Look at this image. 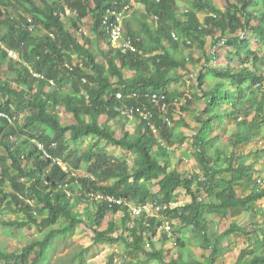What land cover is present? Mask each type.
<instances>
[{
	"label": "trees",
	"instance_id": "16d2710c",
	"mask_svg": "<svg viewBox=\"0 0 264 264\" xmlns=\"http://www.w3.org/2000/svg\"><path fill=\"white\" fill-rule=\"evenodd\" d=\"M183 1L188 5L185 11L177 0H0V114L5 115L0 116V212L15 211L24 216L22 220L3 222L4 226L43 228L42 238L20 252L0 250V263L51 264L47 253L55 239L71 235L82 223L93 233L92 247L120 243L126 250L144 256V264H219L224 239L231 234L246 235L234 224L221 233L217 227L233 209L258 214L251 206L264 201V183L251 175L255 173L254 163L247 165L241 155L236 167L229 163L219 169L216 166L222 158L226 160V149L218 146L211 156L199 147L209 143L201 134L212 132L226 117H234L236 127L246 126L233 148L251 138L253 128L264 123V95L250 123L237 120L244 106L242 86L262 80L264 54L257 56L243 35L249 31L264 43V0H251L257 7L248 15L243 10L246 0H222L224 10L212 0ZM134 3L144 10L135 9ZM10 11L30 21L23 25ZM198 13L204 14L203 20ZM116 16L122 19L132 51L122 53L109 41L107 27L116 23ZM85 21L88 34L78 30ZM31 24L43 32V37L35 36L34 29H29ZM229 28L233 32L226 36ZM76 33H80V39ZM209 36L212 47L225 38L229 52L243 67L238 72L229 67H203L218 81L209 86L201 71L196 77L198 94L192 90L187 97L174 92L173 86L182 80L179 71L188 72L187 55L203 50ZM97 50L102 62L95 56ZM37 55L42 59L35 66ZM215 57L208 54L205 63ZM225 80H231L236 88L234 101ZM152 93L165 95L166 114L150 102L147 95ZM198 95L207 98L203 111L207 117H194L200 128L191 142L199 171L189 177L184 163H174L160 142L173 149L188 138L179 128L188 129L183 113ZM122 106L134 109L131 117L137 125L133 131L125 130L130 116L121 113L118 108ZM209 108L215 113L209 115ZM221 108L222 114L218 111ZM60 110L67 114V120H62ZM138 111H148L151 117L144 118ZM177 112L181 116L174 128L168 122L171 124ZM109 122L121 130L119 134ZM85 137L130 152L133 165L109 155L80 152ZM68 143L77 146L73 162L65 158ZM81 170L82 176H71ZM222 173L232 175L224 181L225 188L213 192L215 180ZM247 178L250 190L240 197L236 184L240 180L247 183ZM153 182H157L154 202L161 214L131 215L129 205L149 199ZM178 189L190 197V202L173 204ZM203 196L215 200L203 202ZM119 212V224L112 221L103 225L106 217ZM53 219L64 221L60 230L49 225ZM182 229L188 231V237L182 236ZM146 236L151 238V251L145 248ZM196 237L200 238L197 246L210 251L205 261L188 247ZM263 247L264 231L254 250ZM255 251L251 255L241 251L232 264H264V252ZM82 256L77 254L79 264Z\"/></svg>",
	"mask_w": 264,
	"mask_h": 264
},
{
	"label": "rangeland",
	"instance_id": "374dc122",
	"mask_svg": "<svg viewBox=\"0 0 264 264\" xmlns=\"http://www.w3.org/2000/svg\"><path fill=\"white\" fill-rule=\"evenodd\" d=\"M178 5L182 10H186L188 5L183 0H177ZM247 3H245L243 10L248 15L251 13L252 9H255L257 7V4L252 2L251 0H246ZM213 5L220 8L221 10L225 9V3L222 0H212ZM134 8L138 9L140 11H143L144 8L137 3H134ZM11 12V11H10ZM11 16H17V18L20 20L21 24H26L29 22V18L25 15H22L20 13H12ZM199 19L203 20L204 14L198 13ZM254 25V24H253ZM29 29H34L35 36L43 37V32H40L38 27L36 25H30ZM80 32L84 31L85 33H89V24L85 21L82 27H79L78 29ZM233 32L231 28L227 30L226 36L230 35ZM76 38L80 39V33H76ZM244 38H247L251 42V49L253 52L257 54V56L261 57L264 54V43L259 40L258 37H256L253 33L247 32L245 35H243ZM212 37H207V44L203 50H194L192 55H187L189 58L188 63V72H185L183 70L179 71V75L182 76V80L180 82L173 86L172 90L174 92H180L187 97L192 95V90L197 91V83H196V77L199 72L205 73V80L206 83L209 86H212L216 81H218L217 78L213 77L210 73H207L203 70V67H210V68H217V69H226L229 67L234 72H238L243 65L236 60L231 53L229 52V48L226 46L225 38H223L217 46L212 47ZM145 42L147 43L146 39ZM105 47L102 46V49ZM208 54H215L216 57L213 61H210L208 64L205 63V57L208 56ZM10 56L15 58L16 56L12 53H9ZM95 56L98 58L100 62H102L101 56L99 51L97 50L95 53ZM41 56L37 55V60L35 63V66H38L41 61ZM72 59H76L75 55L72 56ZM253 62V59L250 60ZM263 71V70H262ZM225 87L228 89V91L232 94V101L236 99L238 96V93L236 92V88L231 85V80H225ZM242 86V85H241ZM244 92H243V103L244 106H242V113H240L237 116L238 121L246 120L248 123L251 122L253 116L255 115L256 110V104L259 103L264 95V87L256 88L254 84L247 82L243 86ZM206 101L207 98L202 97L198 95L196 99L192 101V104L189 105L187 111L183 113V117L186 119L189 127L186 128H179V132H185L188 134V138L179 146L173 149H170L167 156L171 157L174 161V163H184V172L191 177L194 173H198V163L196 161V158L194 156L196 148L191 142V137L193 134L197 133L200 126L197 125V123L194 120L195 116H199V119L203 120L207 117L203 113L204 109L206 108ZM252 103V106H251ZM183 105L186 106V103L183 101ZM222 108L218 111L222 114ZM228 110L231 112L232 110L228 108ZM215 113L214 109L209 108V115H212ZM61 118L62 120H67L68 116L65 114L63 110H60ZM181 114L178 112L174 115L173 120L171 121V127L174 128L176 126V122L179 121ZM234 117H226L223 119V121H220V126H217L214 128L212 132L209 133H202L201 136H205L209 139V143L207 145H201L199 147V151H201L203 154H209L211 156H214V150L216 147L220 146L222 149H226V160L225 158H222V161H220L216 167L219 169H224L227 164H232L233 166L238 165V159L241 158V155H243L245 163L247 165L254 163V171L255 173H252L251 175L259 178L261 180V184L264 183V123L258 124L255 128H253V131L251 132L252 137H248L249 139L233 148V142L237 139H240L246 131V126L236 127L233 123ZM104 119L102 118L101 121ZM22 123V122H21ZM114 122H109L110 125L113 126V131H116V134L120 133V129L116 128V125L113 124ZM259 123V121H258ZM137 122L136 119L130 118L126 122L125 130L126 131H133L136 128ZM81 148L80 152H88L91 151L93 153H96L97 156H105L109 155L115 159L125 161L128 165H133V159L134 156L121 148L111 146L109 144H106L101 139L92 138V137H85L81 139ZM220 144V145H218ZM68 149L65 152V158L68 162L74 161L73 154L77 153V146L76 144H67ZM262 154V155H261ZM175 157V158H174ZM255 161V162H254ZM64 170L67 169L64 163H60ZM84 174V171L81 170L80 172H72L71 176L73 178L82 176ZM1 175V170H0ZM232 174L229 173H222L220 174L214 183L213 192L219 191L220 189L225 188L224 181L226 179H229ZM263 180H262V179ZM246 182H243L240 180L238 183V186H236V189L238 191L239 196H243L245 194H248L249 192V178L246 179ZM197 185V184H195ZM196 186H194L195 188ZM150 190L152 193V196L147 199L145 202L140 203L139 205L133 204L129 205V210L131 212V215L134 211H141L146 212L148 215H160V211L156 210L155 206V198L158 195V187L157 182H153L150 185ZM175 202L176 204H182V203H188L190 202V197L185 194V192L181 189H178L175 194ZM203 202L207 201H214L215 198L205 196ZM252 209L254 212L258 213L257 215L252 212H243L242 210H232V219L228 220L222 219L219 221L217 230L219 233L224 232L228 230L230 225H233L235 228H243L246 232L245 235H239V234H231V236H227L226 238V244H229V247H233V249L229 251H225V254H223L221 257H218V261L222 264H226L227 261H233L237 258V256L240 254V250L237 249L239 244H242L244 241L243 237H246V239H250L251 241H254V239L261 240L262 233L264 231V201H259L252 204ZM122 214L119 212L117 214L108 216L103 221L104 223L107 222H116L117 224L120 223V217ZM212 218V217H210ZM24 219L23 214L15 211H4L0 212V250L2 251H11L13 249L16 250V252H20L24 247L30 245L33 241L36 239L40 240L43 236V228L36 227V226H22V225H15V226H4L3 222H11L16 220H22ZM64 221L61 219H53L49 223L54 229L60 230L62 228ZM163 226V225H162ZM165 226H167L165 224ZM164 227V226H163ZM120 229V228H119ZM252 229V230H251ZM256 232V237H254V232ZM118 233H120L118 231ZM116 233V234H118ZM115 234V235H116ZM125 234H127L125 232ZM182 236L188 237V231L186 229L181 230ZM179 236V235H176ZM62 237V236H57ZM64 238H56L54 242L53 249L47 253V255L50 258L51 264H79L77 254L81 253L82 256V264H144V256L135 253L131 250H126L123 248V246L120 243H116L113 246L109 245H101V246H91L92 245V239H93V233L91 232V229L89 226H87L85 223L80 224L78 227L75 228L73 233L71 235H65ZM229 237H232L229 238ZM150 236H146L145 238V248L148 251H151L152 246L150 245ZM200 238H194L189 242V248L193 251L194 255L196 254L197 257L201 261H205L209 258L210 251L209 250H200L197 246ZM233 240V241H232ZM242 246V245H241ZM251 247V246H250ZM237 249V250H236ZM248 252V251H247ZM249 255V254H248ZM33 257V256H32ZM74 258V259H73ZM73 259V260H72ZM229 263V262H228ZM5 264V263H0Z\"/></svg>",
	"mask_w": 264,
	"mask_h": 264
},
{
	"label": "built area",
	"instance_id": "2783aa9c",
	"mask_svg": "<svg viewBox=\"0 0 264 264\" xmlns=\"http://www.w3.org/2000/svg\"><path fill=\"white\" fill-rule=\"evenodd\" d=\"M108 13L110 14H114L113 11H109ZM120 18L117 17V20H118V23H115V24H109V27H107V30L109 31V41L110 43L112 44L113 47H116L118 49H120V51L122 53H125L127 50H133V46L131 44V41L129 38H127L125 35H124V32L122 30V27H121V23H120ZM106 22V21H105ZM256 88H259V87H264V70L262 72V80L261 82L257 83L255 85ZM147 97L149 98L150 102L157 106L160 111L163 113V114H166L167 113V101H166V97L165 95H160V94H157V93H152V94H149L147 95ZM117 98L122 100V96L120 94L117 95ZM183 104V102L181 101V105ZM123 107V108H122ZM122 107H119L118 109L121 111V113L123 115H128L132 116V113L134 111L133 108H130L128 106H122ZM140 116H143L144 118H150L151 115H150V112L146 111V112H140ZM1 117H5V115L3 114H0ZM169 125H170V122H168ZM151 128L153 129L154 126H151ZM160 145L162 147H164L165 149L167 150H170L172 148L170 147H167L164 143L160 142ZM40 149H42V147L40 146ZM261 183V182H260ZM110 202H113V203H116V201H114L113 199H109ZM156 210L157 211H160V207H156ZM141 211H134L133 214L135 215H138L140 214ZM166 230L169 231L170 230V227L167 225L166 227Z\"/></svg>",
	"mask_w": 264,
	"mask_h": 264
},
{
	"label": "crops",
	"instance_id": "0c3cea01",
	"mask_svg": "<svg viewBox=\"0 0 264 264\" xmlns=\"http://www.w3.org/2000/svg\"><path fill=\"white\" fill-rule=\"evenodd\" d=\"M236 186H238V183L236 184ZM237 190V189H236ZM237 193H238V191H237ZM239 196V195H238ZM244 196V195H243ZM243 196H240V197H243ZM251 208H253L252 206H251ZM233 210H239V209H233ZM244 212V211H243ZM247 213V212H246ZM228 220H231L232 219V210L230 211V214L228 215ZM234 224V223H233ZM238 234V233H237ZM240 235V234H239ZM243 235V234H242ZM231 236V235H230ZM246 236V235H245ZM196 238H199V237H196ZM227 238V237H226ZM226 238L224 239V241H223V243H222V247H223V249H224V252H223V254H225V251L227 250V251H229V250H231V249H233V247H229V244L228 245H225L226 243ZM229 238H231L232 239V237H229ZM244 238V241L242 242V244H239L238 245V248L237 249H239L240 250V253H241V251H245L246 250V253H247V255L249 254V255H251L252 253H254V248H255V242L256 241H258V239H254V241H251L250 239L248 240V239H246V237H243ZM192 239H194V238H192ZM191 239V240H192ZM262 239V238H261ZM233 241V240H232ZM242 245V246H241ZM251 246V247H250ZM200 249V248H199ZM236 249V250H237ZM200 250H202V249H200ZM205 251V250H204ZM248 251V252H247ZM255 252H257V253H261V252H264V247L263 248H261L260 250H256ZM222 254V255H223ZM221 255V256H222ZM221 256H219V257H221ZM239 256V255H238ZM238 256H237V258H238ZM237 258L235 259V260H233V261H227V263L226 264H232V263H234L236 260H237ZM229 262V263H228ZM219 264H221L220 263V261H219ZM223 264V263H222Z\"/></svg>",
	"mask_w": 264,
	"mask_h": 264
},
{
	"label": "clouds",
	"instance_id": "9594fccd",
	"mask_svg": "<svg viewBox=\"0 0 264 264\" xmlns=\"http://www.w3.org/2000/svg\"><path fill=\"white\" fill-rule=\"evenodd\" d=\"M133 1V0H132ZM114 15H115V13H114ZM117 17H119L120 19V23H121V21H122V19H121V17L120 16H116V23H118V20H117ZM121 27H122V24H121ZM112 45V44H111ZM264 70V69H263ZM42 147V146H41ZM40 148V147H39ZM42 150H43V147H42Z\"/></svg>",
	"mask_w": 264,
	"mask_h": 264
},
{
	"label": "bare ground",
	"instance_id": "6f19581e",
	"mask_svg": "<svg viewBox=\"0 0 264 264\" xmlns=\"http://www.w3.org/2000/svg\"><path fill=\"white\" fill-rule=\"evenodd\" d=\"M68 12V11H67Z\"/></svg>",
	"mask_w": 264,
	"mask_h": 264
}]
</instances>
